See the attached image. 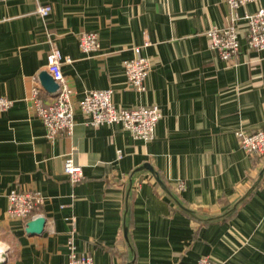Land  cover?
I'll return each mask as SVG.
<instances>
[{"label":"crops","instance_id":"1","mask_svg":"<svg viewBox=\"0 0 264 264\" xmlns=\"http://www.w3.org/2000/svg\"><path fill=\"white\" fill-rule=\"evenodd\" d=\"M40 4L52 5L48 16ZM261 7L264 0L238 9L241 49L227 62L206 33L230 23L225 0L0 1V94L13 101L0 112L5 264H68L70 238L96 264H197L202 256L264 264V154L249 155L236 135L264 126V50L247 44L244 17ZM84 31L98 32V51L81 50ZM137 46L153 63L142 93L124 66ZM54 47L72 59L62 70L75 126L50 140L32 89L38 77L41 96L54 98L39 77ZM108 88L119 107L161 108L154 139L91 124L79 101ZM71 157L85 175L75 184L64 171ZM14 188L44 195L42 233L8 216Z\"/></svg>","mask_w":264,"mask_h":264},{"label":"built area","instance_id":"2","mask_svg":"<svg viewBox=\"0 0 264 264\" xmlns=\"http://www.w3.org/2000/svg\"><path fill=\"white\" fill-rule=\"evenodd\" d=\"M1 1V0H0ZM257 0H225L231 9L230 23L225 27L212 26L206 33L210 38V46L219 52L220 57L230 62L240 52L241 40L238 30V21L242 18L238 9L249 2ZM52 5L40 4L37 12L48 16ZM248 20L247 44L250 48L264 50V7L254 13H245ZM149 41L143 46H148ZM79 45L83 52L90 54L100 48L98 32L84 31L79 34ZM137 46L136 56L124 62L126 80L130 87L139 92L147 89L146 80L152 70V60L142 53V47ZM63 62H72L70 57H64L60 49L52 48L48 54L47 71L59 84L54 92L52 101H46L41 96L42 85L37 77V85L32 89V98L36 114L41 118L46 127V136L52 140L59 134L72 135L74 132V104L72 101L73 90L66 83L62 70ZM113 89H93L85 94L79 101L80 109L90 115L91 124L98 127L104 124H122L129 129L136 138L152 140L155 137L156 127L163 114L156 105L137 106L132 108L119 107L113 100ZM13 101L0 94V112L8 110ZM242 149L249 155L264 154V126L253 133L242 129L236 131ZM122 155L119 154V157ZM64 171L72 183L81 182L85 175L81 164L71 157L65 161ZM44 195L37 190L12 189L8 194L7 214L10 218L29 221L41 216L44 204ZM70 248L68 264H96L89 253L78 252L73 238L68 241ZM197 264H224L209 256L199 258Z\"/></svg>","mask_w":264,"mask_h":264},{"label":"water","instance_id":"3","mask_svg":"<svg viewBox=\"0 0 264 264\" xmlns=\"http://www.w3.org/2000/svg\"><path fill=\"white\" fill-rule=\"evenodd\" d=\"M39 77L42 84L48 91L55 92L58 89L59 84L53 79V77L50 75V73L47 70L42 71ZM143 167L148 168L149 170H151L156 174L153 166L150 163H145ZM157 179L162 185H164V183L161 181V179L158 176ZM45 226H46V217L39 216L35 219H31L28 221L26 230L31 234H40L44 231ZM5 263H6V259L1 262V264H5Z\"/></svg>","mask_w":264,"mask_h":264},{"label":"bare ground","instance_id":"4","mask_svg":"<svg viewBox=\"0 0 264 264\" xmlns=\"http://www.w3.org/2000/svg\"><path fill=\"white\" fill-rule=\"evenodd\" d=\"M4 253H5V246L3 244H0V264L3 260L6 259V256H4Z\"/></svg>","mask_w":264,"mask_h":264}]
</instances>
